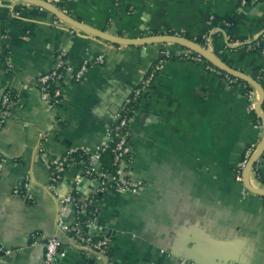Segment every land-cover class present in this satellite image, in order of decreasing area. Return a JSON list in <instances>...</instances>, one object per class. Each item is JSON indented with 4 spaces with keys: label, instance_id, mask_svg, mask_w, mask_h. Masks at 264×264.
I'll return each mask as SVG.
<instances>
[{
    "label": "crops",
    "instance_id": "crops-1",
    "mask_svg": "<svg viewBox=\"0 0 264 264\" xmlns=\"http://www.w3.org/2000/svg\"><path fill=\"white\" fill-rule=\"evenodd\" d=\"M63 8L89 26L126 38L176 34L204 41L208 36V49L254 79L264 66V54L243 45L264 34V0L245 5L66 0ZM186 48L173 42L115 44L56 21L40 6L0 0V85L19 96L0 130V264L39 263L45 238L57 233L60 211L46 160L70 150L92 151L119 105L161 61L130 122L131 177L144 187L101 196L99 222L110 237L108 259L113 264H264V196L244 192L246 185L235 176L246 147L260 138L249 98L241 85L228 83L205 63L182 59ZM60 53L73 66L99 55L105 61L82 81H70L64 100L51 111L38 78L52 70ZM254 90L257 104L260 92ZM65 171L59 184L63 194L83 180L85 167ZM27 176L33 201L15 193ZM252 183L264 188V170L262 180ZM89 185L85 181L80 191ZM64 213L74 217L71 207ZM61 238L67 250L62 264H106L107 258Z\"/></svg>",
    "mask_w": 264,
    "mask_h": 264
},
{
    "label": "built area",
    "instance_id": "built-area-1",
    "mask_svg": "<svg viewBox=\"0 0 264 264\" xmlns=\"http://www.w3.org/2000/svg\"><path fill=\"white\" fill-rule=\"evenodd\" d=\"M47 1L65 11L63 6L66 0ZM239 1L245 5L249 1L257 2L258 0ZM55 19L57 21L59 18L55 16ZM204 39L208 45L210 42L208 36ZM243 45L249 51L259 50L257 52L264 54L263 39H258L257 37L255 40L245 42ZM182 59L205 63V58L190 48L185 49L182 54ZM104 61L103 55H99L91 60L81 62L78 66H73L66 59L64 53L58 54L52 70L38 78V83L41 85V98L46 106L51 111H55L57 106L65 98L67 84L70 81H82L91 67L103 64ZM161 65L162 61L155 63L133 92L125 98L120 108L115 112L112 123L99 142L94 146V149L90 152L87 151L86 158L82 157L77 159L74 155L75 150H70L46 160L52 174L50 189L57 202L60 203V211L57 215V233L45 238L43 242L44 254L38 264H62V259L66 257L67 250L61 235L73 239L82 251L93 253L100 257L102 256L105 259L107 258L106 264H113L107 255L110 246V237L105 232L103 225L99 222L101 197H95L94 194L107 190L137 193L143 189L144 183L137 182L131 177L134 153L130 145V122L138 108L134 107V103L139 105L140 100L149 94L152 81L160 70ZM206 66L208 69L220 75L221 70L214 65L206 64ZM227 76L226 78L229 81L231 80L230 77H233L229 74ZM247 97L250 101V110H255L257 98L255 90L248 92ZM18 101L19 96L16 92L0 85V130L11 119V108ZM262 113L264 114L263 106ZM255 118L256 125L260 129V138L257 141L251 142L246 147L242 158L235 167V176L241 183H244L247 178L253 188L264 190V188L255 187L252 183L254 178H258V180H262L263 178L264 152L249 168L246 176V168L250 160L260 149L264 138L263 119L259 115ZM108 150L113 152L115 164V169L113 170L101 164L103 153ZM77 164H82L85 167L83 180L81 178L77 179L70 192L65 194L61 193L59 184L63 179L64 171ZM2 166L3 164L0 163V172ZM87 180L90 181V185L86 190L81 192L80 188ZM31 185L32 179L30 176H27L23 184L15 189V193L22 195L29 201H33ZM244 190V192L250 191L247 187H244ZM68 207L74 210V217L71 220L67 219L64 213Z\"/></svg>",
    "mask_w": 264,
    "mask_h": 264
},
{
    "label": "water",
    "instance_id": "water-1",
    "mask_svg": "<svg viewBox=\"0 0 264 264\" xmlns=\"http://www.w3.org/2000/svg\"><path fill=\"white\" fill-rule=\"evenodd\" d=\"M26 3L40 6L42 8H45L50 13H52L54 16L59 18L61 21H64L68 23L69 25L73 26L74 28L90 33L94 36L103 38L105 40H108L110 42H113L115 44L119 45H146V44H153V43H166V42H173L180 45H183L187 48H190L197 53H199L203 58H205L208 62H210L212 65L220 69L221 71L229 74L230 76H233L234 78L244 80L248 83H250L252 86L257 88L260 92V98L255 105V111L257 115H259L264 122V114L262 113V105L264 102V87L263 85L258 82L256 79H254L252 76H249L245 74L244 72L231 67L228 65L223 59H221L219 56H217L212 50L202 46L199 42L196 40L190 39L188 37L176 35V34H158L154 36H147L142 38H126L123 36L113 35L108 32H105L103 30L96 29L92 26H89L82 21L76 19L75 17L69 15L67 12L60 9L58 6L54 5L53 3L47 1V0H21ZM120 107V105H119ZM264 152V138L261 144L260 149L258 150L257 154L250 160L247 168H246V176L249 168L255 163V161L262 155ZM67 172V171H65ZM245 185L246 187L256 194H259L261 196H264V190L253 188L247 178L245 179ZM44 249V248H43Z\"/></svg>",
    "mask_w": 264,
    "mask_h": 264
},
{
    "label": "trees",
    "instance_id": "trees-1",
    "mask_svg": "<svg viewBox=\"0 0 264 264\" xmlns=\"http://www.w3.org/2000/svg\"><path fill=\"white\" fill-rule=\"evenodd\" d=\"M258 39H263V40H264V34H262L261 36H259ZM254 40H255V39H254ZM197 42H199L202 46H204V47L207 48V44H205V39H204V41H203V40H199V41H197ZM250 51H252V52H257V51H259V50H250ZM204 62H205V64L212 65V64H211L210 62H208L206 59L204 60ZM227 63H229V62L227 61ZM220 75H221L222 77H224L227 81H229V80L226 78V77H228V76H227V74H226L225 72L220 71ZM263 75H264V66H261V67L258 69V73H257V75L255 76V79H256L258 82H260V83L263 85V87H264V78H263ZM230 79H231V80H230L228 83H230V84H239V85H241V86H242V89H243V92H244L246 95H247V93L250 92L251 90H254V87H253L250 83H248V82H246V81H244V80L237 79V78H234V77H230ZM262 106H263V109H264V102H263V105H262ZM134 107H138V104L136 105V104L134 103ZM251 112H252V114H254L255 117H257L256 111H255L254 109L251 110ZM86 154H87V151H85V150H76V151H74V155L77 157V159L82 158V157L86 158V156H87ZM101 164H102L103 166L109 168L110 170L115 169V164H114V160H113V152H112V151L108 150V151H105V152L103 153ZM257 180H258V178H257ZM258 181H261V180H258ZM107 191H109V190H107ZM107 191H104V192H97V193L94 194V196H95V197H101V196H103L104 194H106ZM84 218H85V217H84Z\"/></svg>",
    "mask_w": 264,
    "mask_h": 264
}]
</instances>
